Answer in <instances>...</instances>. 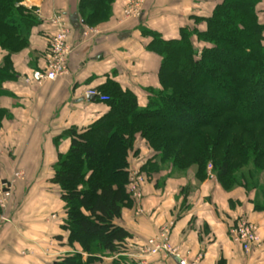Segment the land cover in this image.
Segmentation results:
<instances>
[{
    "label": "trees",
    "instance_id": "16d2710c",
    "mask_svg": "<svg viewBox=\"0 0 264 264\" xmlns=\"http://www.w3.org/2000/svg\"><path fill=\"white\" fill-rule=\"evenodd\" d=\"M117 0H81L83 22H108ZM263 0H219L208 17H193L178 39H152L149 52L160 58V88L148 90L141 107L135 94L109 82L100 92L109 109L83 130H68L71 145L53 166L51 183L65 204V253L50 264H103L119 256L131 238L120 225L135 203L129 192L130 169L144 145L139 166L146 180L169 167L195 169L197 180L208 167L225 191L259 193L264 209V23ZM24 0H0V98L4 85L17 79L12 58L29 46L38 23ZM205 25L200 30L199 25ZM11 117L0 107V130ZM118 257L113 264H126Z\"/></svg>",
    "mask_w": 264,
    "mask_h": 264
},
{
    "label": "crops",
    "instance_id": "0c3cea01",
    "mask_svg": "<svg viewBox=\"0 0 264 264\" xmlns=\"http://www.w3.org/2000/svg\"><path fill=\"white\" fill-rule=\"evenodd\" d=\"M134 1L141 2L138 16L127 19L125 9ZM218 2L117 0L112 18L91 27L80 18L81 0H24L26 7L34 8L38 23L31 29L28 48L13 56L17 79L4 85L0 98V107L11 116L0 130V174L10 179L21 171L25 178L16 183L9 208L0 211V264H50L69 252L68 233L63 229L65 204L51 178L59 155L70 148L68 130H83L109 112L89 92H101L113 82L132 91L145 107L148 90L161 86L160 58L149 52L152 39L144 30L165 40L178 39L181 28L194 26L193 17H208ZM258 11L264 23V0ZM54 14L65 16L70 32L69 73L41 85L27 83L33 72L46 68L49 43L57 31L50 22ZM198 27L205 30L204 24ZM141 148L133 165L145 162L148 151L144 145ZM195 177V169L181 174L167 167L146 182L143 214L137 216L133 204L120 221L131 235L119 255L126 264H178L172 256L143 254L146 242L159 237L166 226L172 244L190 263L201 256V264H264V209L257 208L259 193L242 188L225 191L216 177L204 181ZM241 219L259 227L263 246L252 254H246L229 235ZM119 256L104 257L103 264H113Z\"/></svg>",
    "mask_w": 264,
    "mask_h": 264
},
{
    "label": "built area",
    "instance_id": "2783aa9c",
    "mask_svg": "<svg viewBox=\"0 0 264 264\" xmlns=\"http://www.w3.org/2000/svg\"><path fill=\"white\" fill-rule=\"evenodd\" d=\"M139 1H134L125 9V18L129 19L138 16ZM25 6V3L23 2ZM50 22L57 28L56 33L52 36L49 43V53L47 56V65L44 71H35L31 78H27L26 82H35L38 85L43 84L47 81H56L57 79L63 78L69 73L68 60L73 49L68 43L70 35L67 27V21L65 16L60 14H54L50 18ZM89 95L96 98L99 102H108V96L102 95L100 92L90 91ZM208 174L210 178L215 176L212 173V167H208ZM25 175L21 171H17L13 174L12 178L5 179L0 174V211H5L9 208L13 199V194L17 182L24 180ZM147 180L145 175L139 169V166L134 165L130 169V183L129 192L135 203L136 215L140 216L143 214V187ZM4 221L5 218L2 217ZM4 222H7L5 220ZM170 227H164L159 237H154L146 242L143 254L147 257L161 256L168 258L170 256L178 259V264H201L202 257H197L193 262L187 261V257L180 256V250L178 247L172 244ZM229 235L234 243L240 245L242 250L246 254H252L260 250L263 246V240L259 233V227L248 219L239 220L229 230ZM53 245V243H51Z\"/></svg>",
    "mask_w": 264,
    "mask_h": 264
},
{
    "label": "rangeland",
    "instance_id": "374dc122",
    "mask_svg": "<svg viewBox=\"0 0 264 264\" xmlns=\"http://www.w3.org/2000/svg\"><path fill=\"white\" fill-rule=\"evenodd\" d=\"M263 2V1H262ZM263 16H264V13H263ZM134 165H132V166H130L131 168L133 167ZM138 166V165H137ZM140 169V168H139ZM262 182L264 183V176H262ZM69 251H71V250H69ZM72 252V251H71ZM71 252H69V253H71Z\"/></svg>",
    "mask_w": 264,
    "mask_h": 264
},
{
    "label": "water",
    "instance_id": "95a60500",
    "mask_svg": "<svg viewBox=\"0 0 264 264\" xmlns=\"http://www.w3.org/2000/svg\"><path fill=\"white\" fill-rule=\"evenodd\" d=\"M92 98H94V97H92Z\"/></svg>",
    "mask_w": 264,
    "mask_h": 264
}]
</instances>
